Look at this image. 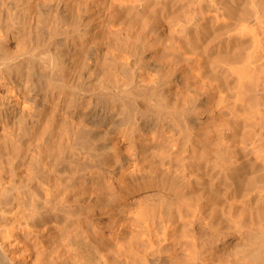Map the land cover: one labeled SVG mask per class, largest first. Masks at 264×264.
<instances>
[{
    "label": "bare ground",
    "instance_id": "1",
    "mask_svg": "<svg viewBox=\"0 0 264 264\" xmlns=\"http://www.w3.org/2000/svg\"><path fill=\"white\" fill-rule=\"evenodd\" d=\"M0 264H264V0H0Z\"/></svg>",
    "mask_w": 264,
    "mask_h": 264
}]
</instances>
